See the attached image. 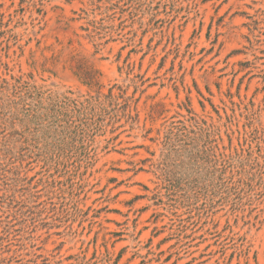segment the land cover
Instances as JSON below:
<instances>
[{"label": "rangeland", "instance_id": "obj_1", "mask_svg": "<svg viewBox=\"0 0 264 264\" xmlns=\"http://www.w3.org/2000/svg\"><path fill=\"white\" fill-rule=\"evenodd\" d=\"M0 264H264V0H0Z\"/></svg>", "mask_w": 264, "mask_h": 264}]
</instances>
